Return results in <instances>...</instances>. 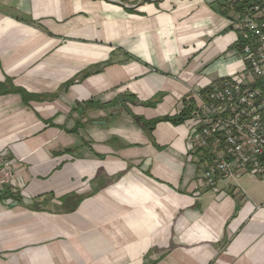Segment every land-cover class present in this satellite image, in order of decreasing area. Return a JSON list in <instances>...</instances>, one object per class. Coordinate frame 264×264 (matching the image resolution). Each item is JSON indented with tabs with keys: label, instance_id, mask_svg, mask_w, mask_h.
I'll return each instance as SVG.
<instances>
[{
	"label": "crops",
	"instance_id": "1",
	"mask_svg": "<svg viewBox=\"0 0 264 264\" xmlns=\"http://www.w3.org/2000/svg\"><path fill=\"white\" fill-rule=\"evenodd\" d=\"M234 14L223 0H0L16 190L0 191V264H264V176L207 189L190 117L144 124L242 70ZM119 94L130 113L96 106Z\"/></svg>",
	"mask_w": 264,
	"mask_h": 264
},
{
	"label": "built area",
	"instance_id": "2",
	"mask_svg": "<svg viewBox=\"0 0 264 264\" xmlns=\"http://www.w3.org/2000/svg\"><path fill=\"white\" fill-rule=\"evenodd\" d=\"M234 8L235 51L243 68L198 95L187 150L207 189H239L264 176V0H223ZM14 161L0 153V191L15 188Z\"/></svg>",
	"mask_w": 264,
	"mask_h": 264
},
{
	"label": "trees",
	"instance_id": "3",
	"mask_svg": "<svg viewBox=\"0 0 264 264\" xmlns=\"http://www.w3.org/2000/svg\"><path fill=\"white\" fill-rule=\"evenodd\" d=\"M195 107L192 101L189 102H185L184 103V107L181 110V112L178 115H174V116H169V117H163L161 119H157V120H153V121H145V126L148 129H151L154 124L160 120H167V121H171L172 123H181L183 122L187 117H189L192 113V111H194ZM12 196V195H11Z\"/></svg>",
	"mask_w": 264,
	"mask_h": 264
},
{
	"label": "water",
	"instance_id": "4",
	"mask_svg": "<svg viewBox=\"0 0 264 264\" xmlns=\"http://www.w3.org/2000/svg\"><path fill=\"white\" fill-rule=\"evenodd\" d=\"M134 101L126 96L125 94H119L111 103H108L107 105L101 106V105H96L98 107H112L115 106L117 103H119L128 113H130V109L128 107V104L133 103ZM135 121H139V118L136 117Z\"/></svg>",
	"mask_w": 264,
	"mask_h": 264
}]
</instances>
